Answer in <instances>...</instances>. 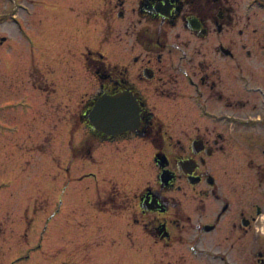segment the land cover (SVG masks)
I'll use <instances>...</instances> for the list:
<instances>
[{
  "label": "flooded vegetation",
  "instance_id": "1",
  "mask_svg": "<svg viewBox=\"0 0 264 264\" xmlns=\"http://www.w3.org/2000/svg\"><path fill=\"white\" fill-rule=\"evenodd\" d=\"M0 1L6 9L0 10V25L7 22L5 28L14 27L19 41L33 49L24 17L31 16L35 5L36 11L54 8L53 1ZM89 1L73 0L86 12L68 33L76 44L87 37ZM114 7L113 45L127 51L131 78L126 67L110 66L100 53L85 49V61L98 80V96L109 94L102 92L98 76L107 67L116 77L115 92L128 90L135 97L139 126L119 135L150 146L155 181L135 194L130 216L116 215V230L121 236L125 232L130 249L127 255L108 260L169 264L167 249L177 243L178 264H264V136L224 140L217 132L208 140L213 132L196 127L189 140H165V123L155 115L181 111L178 104L187 99L198 114L225 127L264 129V73L243 72L249 62L264 68V0H115ZM94 15L101 28L100 13ZM194 42L191 50L197 58L188 51ZM7 43L6 34H0L1 71L13 61L4 51ZM182 62L192 66L186 69ZM31 87L41 91L35 84ZM43 91L50 96L48 85ZM0 93L7 94L5 89ZM10 95L14 100L0 102V112L29 107L22 100L24 93ZM235 110L255 115L238 116ZM125 200L116 193L104 204L117 211L124 209Z\"/></svg>",
  "mask_w": 264,
  "mask_h": 264
},
{
  "label": "rangeland",
  "instance_id": "2",
  "mask_svg": "<svg viewBox=\"0 0 264 264\" xmlns=\"http://www.w3.org/2000/svg\"><path fill=\"white\" fill-rule=\"evenodd\" d=\"M52 1L54 8L36 11L35 5L31 16L24 17L34 44L31 50L19 41L14 27L5 28L7 22L0 25V34L5 33L10 42L4 51L13 59L11 66L0 70V83L6 84L0 92L5 89L7 93H0V102L14 100L10 94L24 93L22 100L29 105L0 112V264H115L108 257L127 255L130 249L125 232L121 236L116 230V215H131L135 194L145 184H154L155 172L150 146L143 141L120 135L100 140L80 119L84 105L99 92L84 50L102 54L105 58L101 60L110 66L126 67L129 78L132 68L125 58L127 51L113 45L115 0L89 1L87 37L78 44L68 33L82 16L86 18V12L73 0ZM4 5L0 1L1 11L6 10ZM96 12L102 17L101 28ZM195 44L188 50L192 57ZM250 63L244 73H264L263 67ZM190 66L182 62V67ZM34 84L41 87L40 92L32 91ZM45 84L50 96L43 91ZM149 100L156 104L155 99ZM178 105L181 111L155 112L165 123V140H189L196 127L213 132L208 140L217 132H222L224 140L264 136L260 126L225 127L210 121L187 99ZM235 111L238 116L255 115L249 110ZM116 193L126 198L124 209L117 211L104 204ZM178 254L179 246L174 243L166 253L169 264H178Z\"/></svg>",
  "mask_w": 264,
  "mask_h": 264
},
{
  "label": "water",
  "instance_id": "3",
  "mask_svg": "<svg viewBox=\"0 0 264 264\" xmlns=\"http://www.w3.org/2000/svg\"><path fill=\"white\" fill-rule=\"evenodd\" d=\"M139 110L135 97L128 90L102 94L95 100L88 120L96 131L116 136L139 126Z\"/></svg>",
  "mask_w": 264,
  "mask_h": 264
},
{
  "label": "trees",
  "instance_id": "4",
  "mask_svg": "<svg viewBox=\"0 0 264 264\" xmlns=\"http://www.w3.org/2000/svg\"><path fill=\"white\" fill-rule=\"evenodd\" d=\"M110 71H111L110 69L105 67L104 70H101L99 72V75H98V76L101 77L100 78V83H101V90H102L103 93L111 94V93L116 91V77L110 76L112 74V72H110ZM96 98L91 100V101H89L87 104L84 105V107L82 108V112H81V115H80L81 118L80 119L88 125V127L92 130V132H94L96 135L99 136L100 140H108V139H111L112 137L106 136L105 134H103L101 132L95 131L90 126V124L88 122V117L87 116H88V113L91 110Z\"/></svg>",
  "mask_w": 264,
  "mask_h": 264
}]
</instances>
